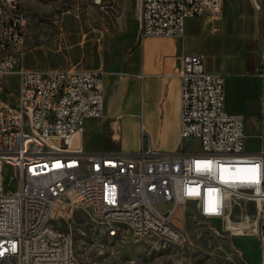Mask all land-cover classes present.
<instances>
[{"label":"built area","instance_id":"obj_1","mask_svg":"<svg viewBox=\"0 0 264 264\" xmlns=\"http://www.w3.org/2000/svg\"><path fill=\"white\" fill-rule=\"evenodd\" d=\"M224 1L139 0L140 32L181 38L188 19L216 17ZM26 24L25 4L0 0V92L8 75L18 77L16 101L0 109V264H81L72 233L57 226L78 206L92 208L110 234L133 220L140 233L156 227L186 242L181 204L197 199L200 214L213 217L225 213L228 193L264 200V150L246 151L244 117L227 110L225 77L206 68L203 53L184 54L179 67L180 137L198 139L199 151L163 153L145 142L144 123L139 149L92 151L84 135L88 120L105 115L104 73L18 68ZM236 165L252 175H222ZM259 255L264 264V233Z\"/></svg>","mask_w":264,"mask_h":264},{"label":"rangeland","instance_id":"obj_2","mask_svg":"<svg viewBox=\"0 0 264 264\" xmlns=\"http://www.w3.org/2000/svg\"><path fill=\"white\" fill-rule=\"evenodd\" d=\"M228 1L230 10L226 5ZM248 1L226 0L223 11L216 17L205 16L187 22V39L206 45L204 55L208 66L225 72L235 64L239 75L245 73L239 40L253 28L252 16L245 13ZM26 10V35L18 68H76L104 73L105 115L98 120L96 131L88 135L87 147L137 150L143 137L144 121L148 132L145 142L151 139L163 153L184 148L200 150L199 141L187 139L172 150L171 145L177 140L175 133L170 125L165 127L161 120L150 118L148 106L138 124L126 117L128 109L120 107L126 78L139 76L142 79L145 72V37L140 32L139 0H26ZM231 37L239 39L238 42L231 45V41H227ZM230 81L235 91L228 94L229 104L244 111L259 109V105H247V93L242 92L243 85L249 86L247 81L250 80L229 79L228 89ZM17 82V75L7 76L8 86L0 92V109L4 103L16 101ZM237 88L241 89L239 94ZM262 123V120L245 121L248 145L253 150H264L260 138L248 137L253 131L259 134ZM12 174V168L6 166L5 185ZM226 204L225 213L213 217L200 214L197 199L181 204L179 213L188 234L186 242L140 233L127 223H119V232L112 235L90 207H76L70 216L60 218L57 226L72 233L81 264H260L264 200L228 193ZM159 206L168 207L171 203Z\"/></svg>","mask_w":264,"mask_h":264},{"label":"crops","instance_id":"obj_3","mask_svg":"<svg viewBox=\"0 0 264 264\" xmlns=\"http://www.w3.org/2000/svg\"><path fill=\"white\" fill-rule=\"evenodd\" d=\"M226 1V0H225ZM224 1V2H225ZM260 2V5H258ZM26 6V0H24ZM140 4V3H139ZM248 9L245 11L248 15L252 16L253 28L244 35L241 40L231 37L227 41H231V45L239 41L242 42V48L244 53V66L245 73L239 75V70L236 69V65L229 69H222L217 67H210L207 65L205 58L206 68L211 72L221 73L225 77V94H226V108L230 112L240 113L244 117V121L262 120L264 122V3L261 0H249ZM230 10V2L226 3ZM27 11V10H26ZM223 11V9H222ZM214 18L210 15H205ZM201 16V17H205ZM200 18V17H195ZM190 18L189 20H196ZM28 20V17H27ZM187 21V22H188ZM27 27V24H26ZM187 30V24H186ZM187 32V31H186ZM26 35V29H25ZM167 38V39H166ZM188 44L191 46L188 47ZM144 73L143 78L139 76H133L126 78L123 88V98L121 103V109H128L126 114L127 118L139 123L142 113L145 117V110L148 106V115L150 118H157L161 120L162 125H170L172 131L176 135V141L171 145L172 150H175L183 140L180 137V111H181V98H180V77L179 67L181 64V57L188 53H203L206 50V45L199 41V43L189 42L187 34L185 33L181 38L173 37H161V36H148L144 38ZM238 74V75H236ZM236 76V77H235ZM236 78V81L240 78H246L248 85H243L242 92L247 93V105H259V109H250L244 111L242 109H236L233 104L228 103V94L233 93L235 89L232 86L227 88L229 79ZM245 83V81H244ZM251 83V85H250ZM140 87V90H139ZM237 93L241 92L240 88L236 89ZM140 92V94H139ZM106 81H105V98L107 100ZM259 103V104H258ZM106 110V102H105ZM125 117V118H126ZM98 120L90 119L86 122L85 129V147L87 150L101 151V150H114L106 148H89L87 147L88 135L96 131L99 125ZM144 123V121H143ZM137 124H134L136 127ZM145 124V123H144ZM145 127V125H144ZM146 131V130H145ZM142 133V130H141ZM249 139L260 138L259 142L264 144V124L261 125L259 134L255 131L249 134ZM187 140H196V138H186ZM151 140V139H150ZM143 141V140H142ZM142 141H139V148L142 145ZM153 146L154 142L151 140ZM157 147V146H155ZM138 148V149H139ZM246 151L249 153H257L260 151L253 150L249 147L246 137ZM178 152H195L189 151L186 148ZM252 166L237 165L233 168H224L222 171L223 176H229L236 180L248 179L253 172L250 171ZM210 195V194H209ZM213 194L210 197V201L213 199ZM180 206L177 209L179 213ZM184 221V218H183Z\"/></svg>","mask_w":264,"mask_h":264},{"label":"bare ground","instance_id":"obj_4","mask_svg":"<svg viewBox=\"0 0 264 264\" xmlns=\"http://www.w3.org/2000/svg\"><path fill=\"white\" fill-rule=\"evenodd\" d=\"M14 1H16V2H19V3H21V4H24V0H14ZM237 166V165H236ZM235 167V166H234ZM233 168V167H232ZM212 194H210V196H211ZM209 199H210V197H209ZM210 201V200H209ZM119 223H127V224H129L135 231H137V232H139V229H138V227H136V225H135V221H133V220H119L118 221V224ZM119 226V225H118ZM118 226H115V227H113L112 228V235H114V234H116V233H118L119 231H118ZM118 231V232H117ZM148 233H154V234H157V235H159V236H161V237H163V238H165V239H167V240H170V241H177V242H183V240H177L176 239V236H167V232L166 231H158V229L156 228V227H149L148 228Z\"/></svg>","mask_w":264,"mask_h":264}]
</instances>
